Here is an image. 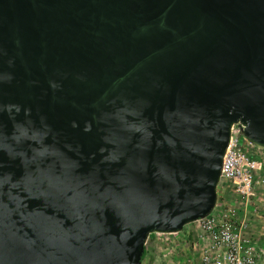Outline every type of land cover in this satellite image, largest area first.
<instances>
[{"label":"water","instance_id":"1","mask_svg":"<svg viewBox=\"0 0 264 264\" xmlns=\"http://www.w3.org/2000/svg\"><path fill=\"white\" fill-rule=\"evenodd\" d=\"M236 124L264 149V0H0V264H142Z\"/></svg>","mask_w":264,"mask_h":264},{"label":"built area","instance_id":"2","mask_svg":"<svg viewBox=\"0 0 264 264\" xmlns=\"http://www.w3.org/2000/svg\"><path fill=\"white\" fill-rule=\"evenodd\" d=\"M239 130L237 124L231 127L217 188L234 197L235 204L218 198L208 215L189 224L194 228L186 234L158 233L174 235L170 253L180 258L179 264H264V234L254 231L246 218L262 148L248 141L240 146Z\"/></svg>","mask_w":264,"mask_h":264},{"label":"rangeland","instance_id":"3","mask_svg":"<svg viewBox=\"0 0 264 264\" xmlns=\"http://www.w3.org/2000/svg\"><path fill=\"white\" fill-rule=\"evenodd\" d=\"M244 142H246V140L243 137H240V146H242ZM258 152L261 165L255 175L254 194L247 207L246 218L249 220L251 227L255 229L254 231L264 234V149H259ZM217 192L219 200L226 199L227 202L235 204L234 197H226V192L222 189H218ZM188 228L194 227L189 224L185 225L182 232L185 230L184 234H186ZM168 237L169 238H166L164 235L153 233L147 241L146 253L143 258L144 264H179L177 262H180V258L177 257L175 253H170L171 238L170 235Z\"/></svg>","mask_w":264,"mask_h":264},{"label":"trees","instance_id":"4","mask_svg":"<svg viewBox=\"0 0 264 264\" xmlns=\"http://www.w3.org/2000/svg\"><path fill=\"white\" fill-rule=\"evenodd\" d=\"M153 234H151L150 236H149V238L152 236ZM145 253H146V244L144 245V252H143V255H142V260H143V258H144V256H145Z\"/></svg>","mask_w":264,"mask_h":264},{"label":"crops","instance_id":"5","mask_svg":"<svg viewBox=\"0 0 264 264\" xmlns=\"http://www.w3.org/2000/svg\"><path fill=\"white\" fill-rule=\"evenodd\" d=\"M167 235H168V234H167ZM167 235H164V237L169 238V237H168L169 235H168V236H167ZM171 237L173 238L174 235H173V236L170 235V238H171ZM146 245H147V244H146ZM142 264H144V263H143V260H142Z\"/></svg>","mask_w":264,"mask_h":264}]
</instances>
